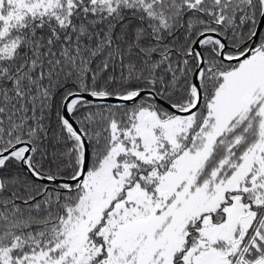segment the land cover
Here are the masks:
<instances>
[{
    "label": "snow or ice",
    "instance_id": "obj_1",
    "mask_svg": "<svg viewBox=\"0 0 264 264\" xmlns=\"http://www.w3.org/2000/svg\"><path fill=\"white\" fill-rule=\"evenodd\" d=\"M0 264H264V0H0Z\"/></svg>",
    "mask_w": 264,
    "mask_h": 264
}]
</instances>
